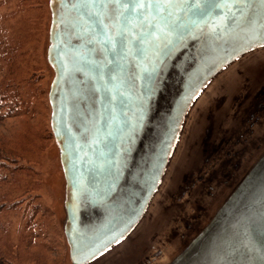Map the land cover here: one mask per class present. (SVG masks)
Wrapping results in <instances>:
<instances>
[{
  "label": "water",
  "instance_id": "95a60500",
  "mask_svg": "<svg viewBox=\"0 0 264 264\" xmlns=\"http://www.w3.org/2000/svg\"><path fill=\"white\" fill-rule=\"evenodd\" d=\"M64 234L87 264L139 223L202 90L264 48V0H50ZM169 264H264V155Z\"/></svg>",
  "mask_w": 264,
  "mask_h": 264
},
{
  "label": "rangeland",
  "instance_id": "374dc122",
  "mask_svg": "<svg viewBox=\"0 0 264 264\" xmlns=\"http://www.w3.org/2000/svg\"><path fill=\"white\" fill-rule=\"evenodd\" d=\"M50 0H0V264H72L51 128ZM264 155V48L223 69L183 122L132 231L87 264H169Z\"/></svg>",
  "mask_w": 264,
  "mask_h": 264
},
{
  "label": "trees",
  "instance_id": "16d2710c",
  "mask_svg": "<svg viewBox=\"0 0 264 264\" xmlns=\"http://www.w3.org/2000/svg\"><path fill=\"white\" fill-rule=\"evenodd\" d=\"M3 153V151H0V155Z\"/></svg>",
  "mask_w": 264,
  "mask_h": 264
},
{
  "label": "bare ground",
  "instance_id": "6f19581e",
  "mask_svg": "<svg viewBox=\"0 0 264 264\" xmlns=\"http://www.w3.org/2000/svg\"><path fill=\"white\" fill-rule=\"evenodd\" d=\"M54 71V70H53ZM93 261V260H92Z\"/></svg>",
  "mask_w": 264,
  "mask_h": 264
}]
</instances>
